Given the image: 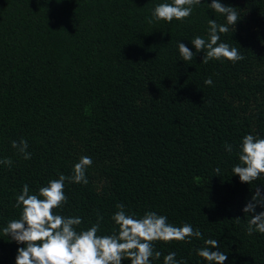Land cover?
Instances as JSON below:
<instances>
[{
    "label": "trees",
    "instance_id": "16d2710c",
    "mask_svg": "<svg viewBox=\"0 0 264 264\" xmlns=\"http://www.w3.org/2000/svg\"><path fill=\"white\" fill-rule=\"evenodd\" d=\"M161 2L0 0V159L13 161L0 165V230L19 218L24 184L35 194L87 155L88 183L66 182L68 202L57 209L83 218L78 231L102 217L98 235L112 234L123 203L138 218L155 211L203 233L190 243L155 242L154 251L175 252L182 264H203L196 249L209 238L219 240L225 264H264V235L247 234L242 211L264 177L249 185L231 171L242 137H264V0H221L241 15L221 35L245 57L235 64L202 63L204 52L179 57L178 41L195 52L190 40L207 38L208 20L225 22L208 9L212 0L183 22L149 24ZM22 138L29 160L11 146ZM2 236L0 264H15L22 245Z\"/></svg>",
    "mask_w": 264,
    "mask_h": 264
},
{
    "label": "clouds",
    "instance_id": "9594fccd",
    "mask_svg": "<svg viewBox=\"0 0 264 264\" xmlns=\"http://www.w3.org/2000/svg\"><path fill=\"white\" fill-rule=\"evenodd\" d=\"M203 0H163L146 18L149 24L164 21L183 22L191 17L196 6ZM208 4L215 16L219 14L225 19L218 23L217 19L208 20L207 38L197 35L190 40L195 48L192 51L185 43L178 41V52L181 60L188 62L200 52H204L202 63L209 61H229L233 64L244 60L239 49L221 41V35L227 34L241 19L240 13L232 5H225L221 0H212ZM188 64V63H187ZM212 85L211 77L204 81ZM11 146L23 159H31L26 139L13 140ZM238 147V162L232 166L233 176H238L241 183L252 185L264 177V137L246 134ZM225 150L232 153L234 146L225 144ZM11 158L0 159V165L12 166ZM93 165L90 156H81L73 165L72 174H59L50 179L46 185L39 187L32 194L28 184L16 196L14 207L20 209L18 219L9 220L2 228L3 236L18 245L15 264H122L129 260L130 264H152V259L159 260L163 255L154 251L155 242L171 243L191 242L193 238L203 239V233L194 229L190 223L176 226L168 222L166 215L155 211H146L142 217H136L125 211V205H116L118 211L112 215L116 230L110 235H98L100 217L91 227L79 231L83 223L80 216H64L57 213L68 202L65 183L87 184L86 171ZM217 175L221 169L216 167ZM264 184V183H262ZM255 192L242 208L244 214L250 216L247 222V234L264 235V211L257 212V207L264 209V187L255 185ZM239 218V216H237ZM238 222V220H237ZM2 236V237H3ZM213 249H216L215 251ZM196 254L202 258L203 264H225L228 255L221 251L219 240L205 239L204 247L197 248ZM176 253L163 255V264H182L176 259Z\"/></svg>",
    "mask_w": 264,
    "mask_h": 264
}]
</instances>
